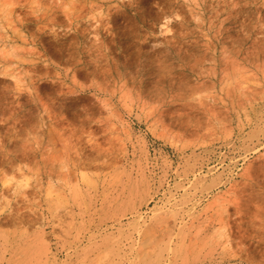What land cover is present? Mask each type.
I'll return each mask as SVG.
<instances>
[{
	"label": "rangeland",
	"instance_id": "1",
	"mask_svg": "<svg viewBox=\"0 0 264 264\" xmlns=\"http://www.w3.org/2000/svg\"><path fill=\"white\" fill-rule=\"evenodd\" d=\"M100 1L0 0V264H264V0H178L108 79L58 44Z\"/></svg>",
	"mask_w": 264,
	"mask_h": 264
},
{
	"label": "bare ground",
	"instance_id": "2",
	"mask_svg": "<svg viewBox=\"0 0 264 264\" xmlns=\"http://www.w3.org/2000/svg\"><path fill=\"white\" fill-rule=\"evenodd\" d=\"M95 2V4H98V7H103L104 5H106L104 2L100 1V0H91V2H89L90 9H92L91 11H88V13L90 12V14L94 11V7L95 4L93 3ZM128 2V1H127ZM125 3V2H124ZM130 3V2H129ZM66 4V1H65ZM84 4V1L83 3ZM180 2L177 1H172V0H131V3L128 5L129 8L132 9V12L130 11V9L124 10V11H120L118 13H114V14H109V19L104 21L102 20V16L100 17V13H99V25L98 26H92L95 28H86V24L81 23L80 20H78L81 17V14H78L77 12L73 13V12H66V15L68 16V23L66 28L69 30L66 33V36L64 39L59 40L58 44L60 45L61 50H59L61 52L58 55H60L61 57L64 58L65 54L67 53L69 58L72 60H74L75 63H73L74 70L76 72L79 73H90V74H99L101 76H104V79H108L111 78L117 71H119L121 68L127 70L128 68H130V66L134 63H132L133 61H137L139 60L141 57L144 58V56H146L148 58V60L152 57H150L149 55H145L142 54V50H135V47H137L138 43L136 44L137 46H135L134 44V39L136 38L137 34H139L138 29L140 27L145 28L148 25H152V23H158L161 28H163V25H169V24H174L179 26L180 23H182V21H179L177 18H175L174 16L177 17V12L176 15H174L175 13L173 12L175 9V5H179ZM74 5H77V3H75ZM80 5V4H79ZM68 6V5H67ZM81 6V5H80ZM79 6V7H80ZM83 7V6H82ZM86 7V6H84ZM127 7V8H128ZM64 8V7H63ZM62 8V9H63ZM81 9V8H80ZM109 9V8H108ZM13 10V9H12ZM58 10V9H57ZM111 9H109L110 11ZM77 11V10H76ZM98 11V10H97ZM109 11H106L109 13ZM64 12V13H65ZM101 12V11H100ZM113 12V11H111ZM180 14V13H179ZM45 15V14H44ZM82 15H85L82 13ZM93 16H95L94 14H92ZM185 15V14H184ZM66 16V17H67ZM180 16V15H179ZM54 17V16H53ZM56 17V16H55ZM92 17V16H91ZM97 17V16H96ZM184 17V16H183ZM62 18V17H61ZM106 18V17H105ZM187 18V17H186ZM51 19V18H50ZM92 19H95L94 17H92ZM64 20V19H63ZM84 21V20H83ZM59 22V21H58ZM66 22V21H64ZM94 22V21H93ZM92 22V23H93ZM182 26L185 25V22H183L181 24ZM47 26V25H46ZM65 25L63 24H58L59 28L64 27ZM181 26V27H182ZM40 27V26H39ZM43 27V26H42ZM41 27V28H42ZM45 27V25H44ZM54 27V26H53ZM52 27V28H53ZM57 27V28H58ZM154 27V26H153ZM170 27V26H169ZM175 27V26H174ZM151 28V27H150ZM168 28V27H166ZM87 29H89V31L87 32ZM172 30V27H171ZM189 30V29H188ZM64 31V30H63ZM143 31V30H142ZM180 31V30H179ZM183 31V30H182ZM61 32V29H60ZM59 32V33H60ZM185 32V31H184ZM182 32V33H184ZM191 32V31H190ZM63 33V32H62ZM175 33L177 34L178 32L175 31ZM180 33V32H179ZM181 33V35H182ZM187 33V32H186ZM185 33V34H186ZM189 33V32H188ZM89 34H93V37H95L94 35L97 36V38H95L94 41H92L93 39L89 38ZM65 35V34H64ZM187 35V34H186ZM38 36V35H37ZM139 36V35H138ZM137 36V38H138ZM235 36V35H234ZM56 37V36H55ZM230 37H232V35H230ZM237 37V36H236ZM235 37V38H236ZM146 38V37H145ZM60 39V38H59ZM174 39V38H173ZM177 39V38H176ZM43 40V39H42ZM91 40L92 42L90 43ZM109 40V41H107ZM164 40V39H163ZM162 40V41H163ZM175 40V39H174ZM180 40V39H179ZM179 40H175L174 43L170 44V47L168 48L169 51H176L177 52V56L179 57L180 55L183 54V50L182 48H180V45H182V43L177 46V42ZM192 40V39H191ZM44 41V40H43ZM138 41V40H137ZM145 41V40H144ZM193 41V40H192ZM234 40L232 39L231 42H233ZM237 43H240V45L245 44L248 39L247 36L245 38H241L240 40L237 38L235 40ZM198 42V41H197ZM41 43V42H40ZM43 43V42H42ZM136 43V40H135ZM192 43V42H190ZM145 44V43H144ZM234 44V43H232ZM46 45V44H45ZM48 45V44H47ZM46 45V46H47ZM184 46V43H183ZM244 46V45H243ZM105 49H109L110 51H108V53H102V48ZM238 47V46H237ZM140 48V47H139ZM184 48V47H183ZM48 49V48H47ZM58 50V48H56ZM115 49L119 50V53H117L118 55L114 54ZM141 49V48H140ZM185 49V48H184ZM32 50V49H31ZM51 50V49H49ZM188 50V49H187ZM55 51V50H54ZM148 51V50H147ZM146 52V51H145ZM165 52V50H164ZM185 52H187L185 50ZM195 52V51H194ZM153 53V52H152ZM155 53V52H154ZM157 53V52H156ZM162 53V51L160 52ZM169 53V52H166ZM193 53V52H192ZM159 54V53H158ZM95 56L94 59H91L89 61H85L83 60L84 58H86V56L88 57H92ZM152 55V54H151ZM156 55V54H155ZM160 55V54H159ZM184 55V54H183ZM190 55V54H189ZM188 55V56H189ZM196 55V54H195ZM67 56V55H66ZM187 56V57H188ZM193 56V55H192ZM59 57V56H58ZM57 57V58H58ZM59 57V58H61ZM162 57V56H161ZM191 57V56H190ZM66 58V57H65ZM153 58H154V54H153ZM158 58V56L156 57ZM160 58V57H159ZM163 58V57H162ZM196 58V57H195ZM152 59V58H151ZM150 59V60H151ZM166 59V58H165ZM68 60V59H66ZM146 60V59H144ZM149 63L152 62V60ZM160 60V59H158ZM60 61V59H59ZM65 61V60H64ZM147 62V61H145ZM156 62V61H155ZM154 62V63H155ZM162 62V61H161ZM61 63V62H60ZM64 63V62H63ZM62 63V64H63ZM148 63V62H147ZM159 63V62H158ZM164 63V62H163ZM96 65L94 68H92L91 66ZM156 64V63H155ZM157 66V65H156ZM160 66V64H159ZM158 66V67H159ZM133 68V67H132ZM139 68V67H138ZM147 68V67H146ZM155 69V68H154ZM135 71V70H134ZM140 72V71H139ZM153 72V71H152ZM84 73V74H85ZM128 73V72H127ZM159 73V72H157ZM78 74V73H77ZM79 75V74H78ZM83 75V74H81ZM86 75V74H85ZM151 75V74H150ZM159 75V74H158ZM82 77V76H81ZM97 77V76H96ZM85 78V77H84ZM154 81V79H152ZM151 80V81H152ZM157 82V81H156ZM107 83V81L105 82ZM151 83V82H149ZM147 83V84H149ZM154 83V82H153ZM151 85V84H150ZM154 86V85H153ZM91 89V88H90ZM97 89V88H96ZM81 90V89H80ZM100 92V91H99ZM99 95V94H98ZM81 96V95H80ZM3 97V96H2ZM1 97V98H2ZM5 97V96H4ZM83 97V96H81ZM87 97V96H86ZM90 98V97H89ZM93 99V98H92ZM91 99V100H92ZM72 101V99H71ZM93 102V101H92ZM58 103V102H57ZM75 103V102H74ZM72 104V103H71ZM77 104V103H76ZM55 105V104H54ZM60 105V104H58ZM63 105V103L61 104ZM93 105V104H92ZM95 105V104H94ZM89 106V105H88ZM59 107V106H57ZM66 107V106H65ZM56 109V106H55ZM85 109V108H84ZM88 109V107H87ZM89 110V109H88ZM56 112V111H55ZM83 114V113H82ZM70 116V115H69ZM72 116V115H71ZM70 116V117H71ZM79 117V115H78ZM73 118V117H72ZM81 118V117H80ZM87 118V117H86ZM71 119V118H70ZM87 120V119H86ZM29 121V120H28ZM65 121V120H64ZM74 120H71V123ZM76 121V120H75ZM79 121V120H78ZM88 121V120H87ZM77 123V121H76ZM4 138V137H3ZM15 150V149H14ZM16 151H8L7 147L5 144H1L0 145V162L1 164L4 165H9L8 163H10L11 166H13V162L10 160L11 159H15L16 157ZM10 167V166H9Z\"/></svg>",
	"mask_w": 264,
	"mask_h": 264
}]
</instances>
